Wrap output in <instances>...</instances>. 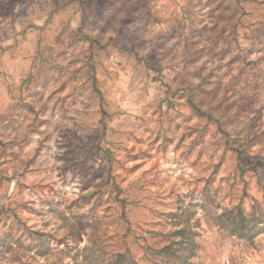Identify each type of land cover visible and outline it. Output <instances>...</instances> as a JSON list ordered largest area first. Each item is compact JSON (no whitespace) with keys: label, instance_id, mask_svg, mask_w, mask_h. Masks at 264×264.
I'll list each match as a JSON object with an SVG mask.
<instances>
[{"label":"rangeland","instance_id":"rangeland-1","mask_svg":"<svg viewBox=\"0 0 264 264\" xmlns=\"http://www.w3.org/2000/svg\"><path fill=\"white\" fill-rule=\"evenodd\" d=\"M0 264H264V0H0Z\"/></svg>","mask_w":264,"mask_h":264}]
</instances>
